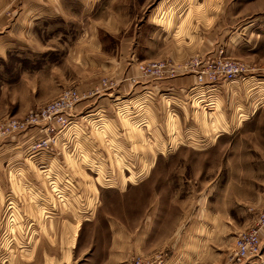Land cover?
Wrapping results in <instances>:
<instances>
[{
    "label": "rangeland",
    "instance_id": "374dc122",
    "mask_svg": "<svg viewBox=\"0 0 264 264\" xmlns=\"http://www.w3.org/2000/svg\"><path fill=\"white\" fill-rule=\"evenodd\" d=\"M92 1L0 0V264L103 258L112 232L128 231L131 218L142 221L146 196L161 194L184 200L174 264H264V233L257 257L233 258L235 238L264 207V100L246 114L240 90L212 105L192 91L209 84L197 82L195 63L203 61V69L220 57L247 72L218 83L264 87V0H99V18L109 6H122L121 13L148 9L135 28L137 43L129 45L137 58L118 53L120 36L101 35L112 58L99 60L93 75L80 59L65 64L58 45L96 15ZM157 9L162 19L146 23ZM34 19L37 39L57 50L34 47ZM182 19L196 31L188 47L192 35L177 32ZM215 28L220 49L178 57L179 36L187 49ZM154 63L164 64L161 74L140 71ZM178 79L189 85L183 93ZM86 84L94 88L82 91ZM66 90L80 100L61 112L67 121L61 126L43 110ZM168 251L127 264L135 258L166 264Z\"/></svg>",
    "mask_w": 264,
    "mask_h": 264
},
{
    "label": "crops",
    "instance_id": "0c3cea01",
    "mask_svg": "<svg viewBox=\"0 0 264 264\" xmlns=\"http://www.w3.org/2000/svg\"><path fill=\"white\" fill-rule=\"evenodd\" d=\"M97 1L99 0H93L90 2L89 7L94 10L93 14L96 15L81 20L82 30L80 31V34L74 40H71L70 36L63 35L65 37L64 40H61L58 44L59 49L61 48L64 50V55L62 56L63 59H66V62H64L65 64H67L68 59H80L81 63L84 64L88 69H94L92 72H89V74L92 75L99 73L98 68L101 66L100 63L98 64L99 60L112 58V55L106 53L107 51L110 52V50L106 49L104 42L100 37L101 35L103 36L108 34L112 37L120 36L121 38L115 45V47L118 49V53L121 55L123 54L122 52H124L125 58H137L134 52V54H129V45L137 43V30H135V28L138 26V21L142 19L140 16L142 12L148 9V6H144L143 10V6H128V9L125 11L126 13H121L123 11L122 6H109L110 11L107 12V14H103L101 19L97 17L98 6H94ZM179 7L180 6H177V8ZM162 14L163 11L160 12L158 9L153 14L151 11V13L148 15V18H146V23H150L152 25L154 19L157 18V20H161ZM203 17L205 18V16ZM205 19L210 20L211 18L207 17ZM83 20H86L85 23ZM183 20L184 19H182V21H177V26L179 29L177 32L187 35L190 33V35H192L193 40L187 39V46L189 45V41H191V43L192 41L195 42L197 36L195 30H186L183 27ZM38 21V19H34L31 26L34 47L46 49L44 51L57 50L58 46H45L39 41V39H37L38 37L36 35L37 33L35 27ZM197 25H199L198 27L200 28L204 27V24L201 22H196V25L194 22H192V24H188V26H192L193 28ZM181 27L182 30H180ZM213 32L215 35H213ZM204 33L206 36L202 37V35H200V38H197L196 44H193L192 47L187 49L185 47V41L182 42L183 49H181V38L179 36L177 43L178 57L181 55L182 57H192L195 55L203 57L204 54L210 53V51L215 52L221 48V45H218L217 47L214 45L218 41L216 28L213 31ZM149 42L151 43L152 40L150 39ZM228 43L229 40L225 42L226 45ZM249 70L251 69L249 68ZM178 80L179 81L174 84L180 93H183L185 91V87H189V85H187V82H185L184 79ZM93 88L94 85L92 86L91 84H86L85 86L80 87L82 91H89ZM201 89L203 91H200ZM238 90L244 93L243 103H245V105L243 106L245 107V110H243V112L246 114L252 112L251 114H253L255 109H251L253 111L249 112L250 106L254 107V102L256 105H259V103L264 100V87L260 84L250 82H247L246 84L237 83L236 85L231 83H217L213 86H206L203 88L196 86L192 88L194 96L198 95V97L201 98L202 95H207V103L209 102L211 105L218 99H222V101H224L225 99L223 98L226 96L227 92L229 93L233 91L235 93ZM202 100L203 99H200L199 102ZM225 107L224 108L226 110L227 106ZM150 167H152V165H150ZM174 197L175 196H171V194H169L166 197L167 200H165V196L163 194H161V196H151L150 199L148 196H146V201L150 202V207H147L145 210L142 221L138 222L137 218L134 220L131 218L128 225V231H126V229L114 230L112 232L111 248L110 250L109 248L104 250L103 258H89L85 260L83 264H127L128 260H130L132 257L141 256L148 258L154 253L159 252V250H164L165 248L169 250L166 258V264H174L177 262V252L180 251L181 247L179 248L176 242L177 236L175 235V232L181 224L183 225L185 215L183 205L184 200L175 199ZM165 202L168 203L166 207L160 204ZM179 202L182 203L181 206H179Z\"/></svg>",
    "mask_w": 264,
    "mask_h": 264
},
{
    "label": "built area",
    "instance_id": "2783aa9c",
    "mask_svg": "<svg viewBox=\"0 0 264 264\" xmlns=\"http://www.w3.org/2000/svg\"><path fill=\"white\" fill-rule=\"evenodd\" d=\"M201 63L204 62L200 60L195 63L193 73L197 82L204 83L207 80L208 86H213L220 80L225 82L234 81L247 72L244 64L228 58L220 57L208 60L203 69L199 68ZM164 67V64L154 63L148 66H140V71L144 74H161ZM79 100L80 96L77 91L66 90L55 101L49 103L46 109L43 110V113L52 114L61 126H65L67 121L60 116L61 112H64L65 109L70 110ZM263 233L264 207L258 213L255 223L248 229L240 232L235 238L233 258L238 263H241L251 261L257 257L261 250V236ZM132 264H153V262L135 258Z\"/></svg>",
    "mask_w": 264,
    "mask_h": 264
}]
</instances>
